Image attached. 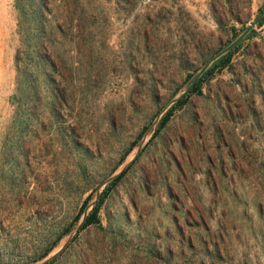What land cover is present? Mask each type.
<instances>
[{"label":"rangeland","instance_id":"374dc122","mask_svg":"<svg viewBox=\"0 0 264 264\" xmlns=\"http://www.w3.org/2000/svg\"><path fill=\"white\" fill-rule=\"evenodd\" d=\"M230 1L83 0L47 78L18 71L33 28L0 0V264L58 253L134 159L52 264H264V24L160 130L264 12Z\"/></svg>","mask_w":264,"mask_h":264},{"label":"trees","instance_id":"16d2710c","mask_svg":"<svg viewBox=\"0 0 264 264\" xmlns=\"http://www.w3.org/2000/svg\"><path fill=\"white\" fill-rule=\"evenodd\" d=\"M227 3L231 6L232 1L227 0ZM15 7L19 12L20 19L25 22V24H31L30 28H33V32L30 30L32 33L28 32L25 35V39L22 42V50H20L16 56L18 71L20 70V65L25 63L22 67L23 70L19 71L22 76H32V68L37 66L43 69L42 72L47 78H51L46 67H55L52 51L53 45L58 44L64 46L65 44L63 41L69 37L71 32L76 31L79 33L81 30L85 29V21H83V0H15ZM91 19H93L94 22L96 18L93 16ZM237 20L239 19L237 18ZM263 24L264 18L258 25L261 27ZM252 32L254 34L256 31L253 30ZM237 37H239V35H237ZM236 51L237 48L222 56L215 67L219 70H224L229 67ZM33 54L35 55L33 56ZM214 70L215 68L212 69V72L207 71L191 91L173 105L161 122L160 130L167 126L176 110L181 109L188 103L189 97L192 94H202L205 78L213 75L212 73ZM128 170L129 168L106 186L98 202L86 217L81 230L100 224V212L103 204L113 190L116 189ZM52 263L53 262L48 264Z\"/></svg>","mask_w":264,"mask_h":264},{"label":"water","instance_id":"95a60500","mask_svg":"<svg viewBox=\"0 0 264 264\" xmlns=\"http://www.w3.org/2000/svg\"><path fill=\"white\" fill-rule=\"evenodd\" d=\"M264 18V12H262L259 17L256 19L255 22L251 23L244 31L243 33L228 47H226L225 49H223L221 52H219L217 55H215L210 61H208L205 66L202 68V70L199 72V74L197 75V77L195 78V80L192 82V84L187 88V90L185 92H183L178 98L174 99L172 101V103H177L178 101H180L184 96H186L191 89L199 82V80L201 79V77L204 75V73L208 70V68L210 67L211 63L220 59L222 56L226 55L227 53L231 52L232 50H234L255 28L256 26L259 24V22ZM167 109V108H166ZM165 109V110H166ZM141 149H139L136 157L140 154ZM135 160V159H134ZM133 160V161H134ZM132 161V162H133ZM132 162L128 163L127 165H125L122 170L120 171V173L118 175H115L113 177H111L110 179H108L106 181L105 184H109L110 182H112L114 179H116L118 176H120L123 172H125L129 166L132 164ZM101 196V192L98 193L97 195V199L94 202V205L98 202L99 198ZM88 216V214L85 215V219ZM84 223V222H83ZM83 223L77 228L76 233L61 247L60 251H58V253L54 254L53 256L49 257L48 259H46L45 261H43L41 264H48L51 261H53L54 259H56L62 252H64L68 246L71 244V242L75 239V237L80 233Z\"/></svg>","mask_w":264,"mask_h":264}]
</instances>
